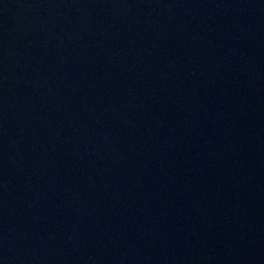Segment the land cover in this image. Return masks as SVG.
<instances>
[{
    "label": "water",
    "instance_id": "95a60500",
    "mask_svg": "<svg viewBox=\"0 0 264 264\" xmlns=\"http://www.w3.org/2000/svg\"><path fill=\"white\" fill-rule=\"evenodd\" d=\"M0 264H264V0H0Z\"/></svg>",
    "mask_w": 264,
    "mask_h": 264
}]
</instances>
